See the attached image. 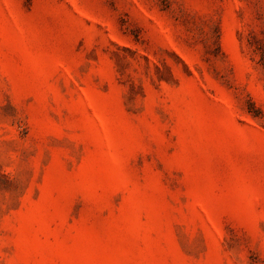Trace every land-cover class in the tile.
Returning a JSON list of instances; mask_svg holds the SVG:
<instances>
[{
    "label": "rangeland",
    "instance_id": "obj_1",
    "mask_svg": "<svg viewBox=\"0 0 264 264\" xmlns=\"http://www.w3.org/2000/svg\"><path fill=\"white\" fill-rule=\"evenodd\" d=\"M0 264H264V0H0Z\"/></svg>",
    "mask_w": 264,
    "mask_h": 264
}]
</instances>
